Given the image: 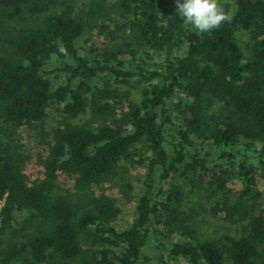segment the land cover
Returning a JSON list of instances; mask_svg holds the SVG:
<instances>
[{
	"label": "trees",
	"instance_id": "trees-1",
	"mask_svg": "<svg viewBox=\"0 0 264 264\" xmlns=\"http://www.w3.org/2000/svg\"><path fill=\"white\" fill-rule=\"evenodd\" d=\"M79 1L0 0V264H142L153 244L161 264H264V0H218L231 19L206 33L175 0H86L85 16L102 25L120 13L133 41L82 54ZM102 76L141 83L139 101L95 88ZM50 108L63 118L30 182L14 136L42 132ZM128 163L144 175L118 230L105 185ZM63 174L71 188H59ZM202 184L217 197L206 213L236 233L206 235L186 209L185 187Z\"/></svg>",
	"mask_w": 264,
	"mask_h": 264
},
{
	"label": "rangeland",
	"instance_id": "rangeland-1",
	"mask_svg": "<svg viewBox=\"0 0 264 264\" xmlns=\"http://www.w3.org/2000/svg\"><path fill=\"white\" fill-rule=\"evenodd\" d=\"M85 1L86 0L79 1V9L83 11V14L80 13V16L86 23L85 33L83 34L79 43L80 54H82L84 50L88 49L91 45L105 46L114 49H127V44L131 43L133 38L132 35H130L125 18L120 13L116 14L113 12L110 13L111 19L104 21V24L101 25V20L99 18L89 19L88 16L84 15L86 8L82 3ZM245 43L246 37L241 36L240 45L243 48L245 47ZM133 47L135 48L134 51L138 57L144 55L143 50H139L136 45H133ZM106 84L111 86V88L115 91V94L123 101V103L127 102V98L135 102L139 101L140 99V90L142 87L141 83L132 82L131 85H122L114 83V81L107 76L96 78L92 83L95 88H103ZM124 105L119 110H124L126 108V105L125 108ZM62 118V114L58 109L50 108L48 110V116L45 119L44 129L42 132L21 128L15 134L14 142L18 152L20 151L27 157L24 174L27 176L30 182L43 178L41 159L44 158L46 154V141L49 140V137H46V134L50 133L51 129L56 126ZM87 118L88 115L83 116V119ZM166 147L171 154V147L169 145ZM143 175L144 168L142 166L133 163L124 164L123 169L116 180L113 183H108L105 185V193L115 198L116 203L121 210L119 216L114 222V225L118 230L126 229L135 218L136 198L138 192L140 191V181H142ZM125 183H129V185H131L133 188V191L129 193L128 197L123 196V184ZM58 186L60 189L71 188V177L65 174L60 175L58 178ZM205 186L207 185L202 184V192L198 191L197 189H191V186L185 187L186 209H189L190 211H196V213L193 214L199 222L201 230L206 233V235H215L219 237L225 233H236L238 231L237 225H231L224 221L223 216L213 217L210 216L209 213H206V208L208 205L217 197L213 196V190H210L208 186L206 190L212 192H209L211 194L206 195V193L203 191ZM230 187L234 190H238L240 185L239 183L235 184L234 186L230 184ZM255 187L256 189H260L264 192L263 177H259L256 180ZM95 189L97 190V188ZM56 192L58 193L57 190ZM24 217L25 214H21L18 217L17 222H21ZM153 245H148L144 250V260L142 264H161L159 255L163 252L155 249ZM182 264H185V261H182Z\"/></svg>",
	"mask_w": 264,
	"mask_h": 264
},
{
	"label": "clouds",
	"instance_id": "clouds-1",
	"mask_svg": "<svg viewBox=\"0 0 264 264\" xmlns=\"http://www.w3.org/2000/svg\"><path fill=\"white\" fill-rule=\"evenodd\" d=\"M176 13L199 33H206L231 19L218 0H175Z\"/></svg>",
	"mask_w": 264,
	"mask_h": 264
}]
</instances>
